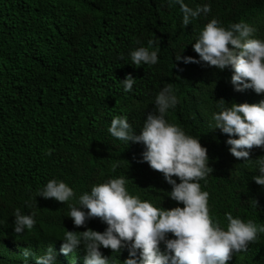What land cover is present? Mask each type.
<instances>
[{
    "label": "trees",
    "instance_id": "obj_1",
    "mask_svg": "<svg viewBox=\"0 0 264 264\" xmlns=\"http://www.w3.org/2000/svg\"><path fill=\"white\" fill-rule=\"evenodd\" d=\"M185 3L192 8L207 3L211 11L184 26L179 7L166 0H0V264H24L22 249L40 254L49 244L57 264H83V248L68 256L59 252L58 238L66 230L85 228L74 227L66 216L75 199L63 204L38 195L49 179L63 180L79 195L124 175L130 194L166 209L176 206L163 175L138 162L142 145H126L107 131L111 118L121 114L138 131L165 85L178 97L165 118L199 136L208 150L213 171L200 184L209 193L212 219L223 225L231 213L264 224V188L252 180L258 174L254 162L233 157L225 134L209 129L219 99L255 103L264 94L234 91L229 69L175 61L183 47L181 55H198L192 42L211 18L225 27L243 20L264 39V0ZM149 39L159 48L158 63L134 67L129 50ZM126 74L136 78L130 92L120 82ZM259 156L264 148L254 147L250 158ZM116 162L120 166L112 172ZM16 208L35 213L36 224L23 235L12 229ZM86 226L106 227L99 218ZM101 251L112 264L127 257L126 250ZM28 264L34 259L29 257ZM227 264H264V233Z\"/></svg>",
    "mask_w": 264,
    "mask_h": 264
},
{
    "label": "clouds",
    "instance_id": "obj_2",
    "mask_svg": "<svg viewBox=\"0 0 264 264\" xmlns=\"http://www.w3.org/2000/svg\"><path fill=\"white\" fill-rule=\"evenodd\" d=\"M169 6H178L182 23L187 26L201 15L207 16L210 4L195 8L185 0H166ZM254 28L243 20L223 26L216 18L209 19L192 42L197 56H175L183 64H199L220 71L230 70L229 82L233 90L251 89L264 94V39L253 35ZM137 45L140 42H135ZM149 39L146 46L129 50L131 65L152 66L158 63L159 48ZM123 59V56H121ZM179 63L173 66L179 67ZM123 90L130 92L136 83L132 74L120 80ZM211 115L209 129L225 134L224 143L236 159L253 161L258 174L252 180L264 188V156L250 158L254 147L264 148V99L255 103L218 100ZM154 111H149L142 127L134 130L126 115L111 118L108 133L115 139L142 145L138 162H146L160 172L170 185L168 197L177 204L171 208L155 206L149 200L129 193L124 175L110 177L94 184L79 195L63 180L49 179L38 195L69 203L67 217L74 227L85 230H66L59 252L65 256L83 248V264H112L101 248L120 253L127 251L123 264H227L232 255L246 251L249 244L264 233V224L243 220L231 213L225 214L222 225L209 214V193L201 189V180L211 175L208 150L199 136L187 134L181 127L170 123L166 113L178 103L175 90L165 85L154 97ZM119 163L111 165L115 172ZM256 203V202H255ZM30 207V205H26ZM13 232L23 235L36 224L35 213L14 209ZM99 218L106 227L103 231L88 228L90 219ZM24 264L34 259L35 264H57L51 244L37 254L31 247L22 249Z\"/></svg>",
    "mask_w": 264,
    "mask_h": 264
}]
</instances>
